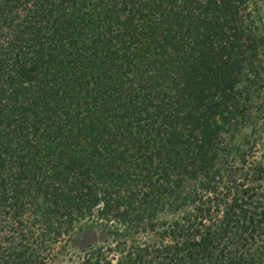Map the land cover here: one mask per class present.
Instances as JSON below:
<instances>
[{"label":"trees","instance_id":"1","mask_svg":"<svg viewBox=\"0 0 264 264\" xmlns=\"http://www.w3.org/2000/svg\"><path fill=\"white\" fill-rule=\"evenodd\" d=\"M246 2L0 0V264H264Z\"/></svg>","mask_w":264,"mask_h":264},{"label":"rangeland","instance_id":"2","mask_svg":"<svg viewBox=\"0 0 264 264\" xmlns=\"http://www.w3.org/2000/svg\"><path fill=\"white\" fill-rule=\"evenodd\" d=\"M247 11L250 19L256 27V32L260 35L263 41V60H264V0H247ZM103 224L96 219L85 220L77 225V233L83 231L98 232L103 229Z\"/></svg>","mask_w":264,"mask_h":264}]
</instances>
